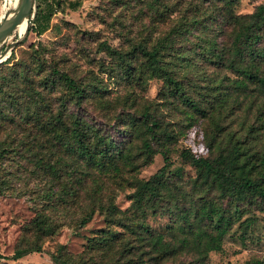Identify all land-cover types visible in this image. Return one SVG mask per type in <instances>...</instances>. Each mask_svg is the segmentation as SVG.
<instances>
[{
  "label": "rangeland",
  "instance_id": "rangeland-1",
  "mask_svg": "<svg viewBox=\"0 0 264 264\" xmlns=\"http://www.w3.org/2000/svg\"><path fill=\"white\" fill-rule=\"evenodd\" d=\"M66 1L68 9L64 13L54 10L45 31L37 33L29 27L20 40L25 29L20 31L17 27L1 46V52L6 48L9 50L5 53L8 56L0 61V69L5 73L10 67L20 72L25 70L30 77L22 79V86L27 89L22 93L14 91V83H4L0 89V109L17 111L18 101L29 105L30 97L35 95L34 88H38L48 103L43 108L60 111L70 125L77 118L95 139L97 135L103 137L99 141L102 148L108 146L115 152L114 149L119 147L120 151L113 165L87 167V179L71 186L69 193L78 192L79 197L65 201L64 205L71 201L66 220L54 235L41 240V250L14 259L7 255L20 244L22 237L28 240L34 237L26 227L37 210L47 208L51 215H59L60 211L57 205L52 208L36 196L38 188L43 187L41 178L45 175L32 164L35 148L32 120L27 119L16 126L10 123L1 125L0 181L7 187L0 194V253L4 255L0 257V264H59L64 257L71 264H194L193 256L197 253L190 245L204 242L205 237L200 238L198 233L209 229L205 228V223L196 221L190 229L178 217L182 206L192 216L188 199H180L178 207L162 199L155 200L154 208L145 202L140 208L131 204V195L136 190L131 180L149 178L164 163L158 152L144 161L141 153L145 136L143 113L152 110L172 133L171 141L166 143L171 165L165 168L164 179L173 187H181V192L190 193L196 201L214 200L233 209L236 202L232 201V196L219 197L218 191L194 186L196 169L180 152L187 148L197 156L212 154L207 147L205 132L210 133L216 121L222 126L219 139L232 133L246 146L251 145L252 150H264V105L259 110L256 106L264 102V97L258 102H251L249 98L236 109L228 107L231 100H226L218 109L220 117L216 116L214 107L208 108L207 116H201L182 103V98L174 95L160 77L149 74L143 55L129 52L134 41L147 37L150 32L162 35L169 30L171 21L162 22V13L146 10L140 0ZM5 2L0 0V17L7 9L2 7ZM38 2L43 7L54 6L53 0H36L37 8ZM192 2L196 5L189 14H200L203 23L212 19L223 23L227 20L228 32L232 19L229 14L252 12L264 0H238L232 12L219 0ZM217 25V22L211 24L213 28ZM219 32V40L224 42L223 31ZM197 41L194 35H190L189 40L176 36L174 47L185 56L173 62H176L175 73L182 79L187 92L206 104L205 98L213 86L210 78L213 66L205 60L202 45ZM120 56L125 57L127 65ZM63 72L73 78L80 96L74 95L73 88L60 77ZM44 80L50 84L47 89L42 87ZM33 106L34 103L30 109ZM250 128L255 131H248ZM43 140L47 141V136ZM80 197L110 200L117 215L96 211L84 226L73 225L71 220L82 208ZM259 202V197L253 203L237 202L240 219L222 237V249L210 250L203 264L264 261V202ZM249 218L253 221L246 227ZM140 220L149 224L155 236L168 237L175 242L183 239L189 249L185 247L182 253L163 256L160 250L152 249L150 236V239H141L133 233L132 228H136ZM104 230L114 233L113 237L109 235L106 246L94 245L92 239L107 233ZM54 256L59 257L57 263Z\"/></svg>",
  "mask_w": 264,
  "mask_h": 264
},
{
  "label": "trees",
  "instance_id": "trees-1",
  "mask_svg": "<svg viewBox=\"0 0 264 264\" xmlns=\"http://www.w3.org/2000/svg\"><path fill=\"white\" fill-rule=\"evenodd\" d=\"M140 1L146 10L162 13V22L168 19L171 21V26L165 34L158 35L150 32L147 37L134 41L129 52L143 55L147 61L149 74L160 77L174 95L182 98V103L190 106L201 116H207L208 108L214 107L217 109L216 116L220 117L221 111L218 109L226 100H231L228 107L236 109L241 108L242 103H246L249 98L251 102H258L259 98L264 97V2L259 3L252 12L229 14L232 19L230 29L226 32L227 20L223 23L212 19L213 21L203 23V19L201 20L198 16L200 14H189V11L196 5V2L192 0ZM219 2L223 4V7L231 10L238 0H219ZM52 3L53 8L52 4L43 7L38 2L37 11L30 26L37 33H42L48 28L54 10L64 13L69 7L66 0H53ZM213 22L218 23L215 28L211 26ZM221 30L224 42L219 40ZM153 31L156 30L153 29ZM190 35L197 37V42L202 45L201 53L204 54L205 60L213 66L210 76L213 86H211V93L205 98L206 104H202L198 98L190 95L182 79L175 73L176 62L173 61L185 56L174 47L175 38L181 36L182 39L189 40ZM120 57L127 65L125 57ZM8 70L5 73L0 69V89L4 83H14L16 85L14 91L26 92L27 89L22 86V79H28L30 73L25 70L22 72L13 70V67ZM60 77L73 88L74 95L80 96V89L72 77L64 72ZM42 87L47 89L50 84L44 80ZM34 92L35 95L30 97L29 105L18 101L17 111L0 109V117L3 118L0 126H6L9 123L16 126L25 123L27 119L32 120L35 126L32 164L45 175L41 178L43 187L38 188L39 194L36 196L38 195L52 208L57 205L60 213L51 215L47 208L37 210L36 215L26 227L27 230L32 231L34 237L31 240L22 237L20 244L11 254L7 255L14 259L30 251L41 250V240L54 235L66 220L67 208L71 201H68L66 206L65 201L69 199L73 201L79 197L78 192L69 193L71 186L81 184L87 179L89 174L87 167L113 165L120 151L119 147L114 149L115 152L108 146L102 148L99 141L103 137L97 135L95 139L94 134L84 129L77 118L71 121L70 125L60 111L55 112L51 108H43L48 103L42 91L34 88ZM32 103L34 106L30 109ZM263 105L264 102L256 104L257 109H262ZM143 116H145L143 126L145 136L141 144V153L144 154V161L146 162L158 152L162 155L164 163L149 178L135 177L131 180L136 188L131 195V204L135 208H140L141 203L145 202L149 207L154 208L155 200L162 199L178 207L181 203L180 199H188L192 207V216L182 206L178 217L190 229L193 224H196L193 221L205 223V228L209 229V231L198 233L200 238L205 237L204 242L199 241L197 244L190 245L197 253L193 256L194 264H203L210 250L222 249V237L231 229L233 223L240 219L241 211L237 202L253 203L258 197L259 203L264 202V150H252L251 145L246 146L243 140H239L232 133L219 139L218 135L222 126L219 121H216L214 129L210 133L205 132L207 147L212 154L197 156L187 148H183L180 154L189 159L196 169L197 175L193 180L195 187L204 186L205 189L218 191L219 197L230 195L236 204L231 209L214 200L196 201L190 197V193L181 192V187L180 189L178 186L173 187L164 179L165 168L171 165L169 148L166 143L172 139V133L168 130L166 123L161 121L152 110H145ZM248 131L253 132L255 129L250 128ZM44 136H47V141L43 140ZM155 143L156 146H154ZM1 153L2 150H0ZM61 184L62 187H60ZM6 187L7 184L0 181V194ZM80 201L82 208L71 220L73 225L84 226L96 211L110 216L117 215L115 214L116 207L110 200L105 201L97 197L90 200L80 197ZM168 208L172 209L171 206ZM252 221V218H249L245 223L246 227ZM135 227L132 228L133 233L141 239L151 237L152 249L160 250L163 256L173 255L180 251L182 253L185 247L189 249L183 239L175 242L168 237L155 236L149 224L143 220L138 221ZM109 230H104L107 233L94 236L93 244L106 246L110 241L109 235L111 237L114 235V233H109L111 231ZM129 243L131 244V241ZM125 253L123 252L124 255ZM0 257L4 255L0 253ZM54 260L57 263L59 257L54 256ZM59 264L71 263L64 257ZM234 264H264V261L246 260L243 263Z\"/></svg>",
  "mask_w": 264,
  "mask_h": 264
},
{
  "label": "water",
  "instance_id": "water-1",
  "mask_svg": "<svg viewBox=\"0 0 264 264\" xmlns=\"http://www.w3.org/2000/svg\"><path fill=\"white\" fill-rule=\"evenodd\" d=\"M36 0H17V3L8 7L0 17V61L8 56V48L1 52V46L10 34L25 20V30L21 39L25 37L36 13ZM16 41L13 42V45Z\"/></svg>",
  "mask_w": 264,
  "mask_h": 264
},
{
  "label": "bare ground",
  "instance_id": "bare-ground-1",
  "mask_svg": "<svg viewBox=\"0 0 264 264\" xmlns=\"http://www.w3.org/2000/svg\"><path fill=\"white\" fill-rule=\"evenodd\" d=\"M17 3V0H6V2L5 3H3L2 4V7L3 8H8V7H12V6H14L15 4ZM3 13V12H2ZM25 20L24 21H22V23H20L19 25H18V29L20 30V31H22L23 29H25Z\"/></svg>",
  "mask_w": 264,
  "mask_h": 264
},
{
  "label": "built area",
  "instance_id": "built-area-1",
  "mask_svg": "<svg viewBox=\"0 0 264 264\" xmlns=\"http://www.w3.org/2000/svg\"><path fill=\"white\" fill-rule=\"evenodd\" d=\"M2 15V14H1Z\"/></svg>",
  "mask_w": 264,
  "mask_h": 264
}]
</instances>
